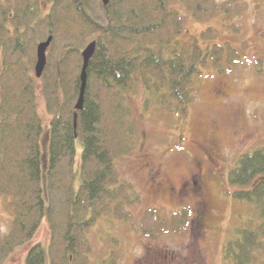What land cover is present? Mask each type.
Instances as JSON below:
<instances>
[{
	"label": "trees",
	"instance_id": "obj_1",
	"mask_svg": "<svg viewBox=\"0 0 264 264\" xmlns=\"http://www.w3.org/2000/svg\"><path fill=\"white\" fill-rule=\"evenodd\" d=\"M46 2L50 7L42 12V0H0V191L12 195L13 212L10 229L0 231V264L43 218L48 244L30 246L25 264H89L92 227L102 217L129 221L126 207L139 199L116 168V159L129 154L136 138L123 92L143 82L156 105L175 113L173 141L181 146L203 70L226 72L240 56L231 43L217 40L220 27H236L234 19L244 10L239 0ZM217 18L220 27L210 23ZM195 23L206 25L195 31ZM49 34L39 88L30 67L36 41ZM92 40L97 45L75 127L81 51ZM256 57L259 69L264 67V55ZM38 89L50 114L45 138ZM227 181L230 194L248 209L224 245L225 264H261L264 145L241 153ZM190 214L188 205L169 215L150 206L141 218L142 232L150 238L182 232ZM117 258L112 247L102 263L117 264Z\"/></svg>",
	"mask_w": 264,
	"mask_h": 264
},
{
	"label": "rangeland",
	"instance_id": "obj_2",
	"mask_svg": "<svg viewBox=\"0 0 264 264\" xmlns=\"http://www.w3.org/2000/svg\"><path fill=\"white\" fill-rule=\"evenodd\" d=\"M239 2L244 10L235 17V28L220 27L218 18L210 22L220 27L217 40L231 43L239 60L226 72L210 66L203 70L181 146L173 141L175 113L156 105L143 82L137 80L123 92L136 138L129 154L116 159V168L139 199L126 207L129 221L102 217L92 227L89 264H104L112 247L118 251L117 264H225L224 245L234 237L248 209L230 194L228 172L241 153L264 145V67L259 69L256 57L264 55V0ZM191 25L199 31L206 24ZM34 66L30 73L40 88L42 78L36 76ZM37 93L45 138L50 114L39 89ZM81 147L78 138V154ZM200 161L205 183L199 194L185 185L198 178ZM11 199L9 192L0 191L1 233L10 229ZM183 205L191 209L185 230L155 238L143 234L141 218L146 208L154 206L169 215ZM49 234L43 218L31 238L13 249L2 264H25L29 247L37 242L47 245Z\"/></svg>",
	"mask_w": 264,
	"mask_h": 264
},
{
	"label": "water",
	"instance_id": "obj_3",
	"mask_svg": "<svg viewBox=\"0 0 264 264\" xmlns=\"http://www.w3.org/2000/svg\"><path fill=\"white\" fill-rule=\"evenodd\" d=\"M104 5L108 4L109 0H101ZM52 34H49L45 40L38 42L36 47V63H35V74L37 77H40L47 64V49L50 46L52 41ZM96 41L93 40L89 42L81 51L82 55V67L80 71V88L76 103L74 105L76 112L74 113V126L77 124V111L83 107L84 103V94L87 84V66L89 59L93 55L96 49Z\"/></svg>",
	"mask_w": 264,
	"mask_h": 264
},
{
	"label": "flooded vegetation",
	"instance_id": "obj_4",
	"mask_svg": "<svg viewBox=\"0 0 264 264\" xmlns=\"http://www.w3.org/2000/svg\"><path fill=\"white\" fill-rule=\"evenodd\" d=\"M50 7V4L46 2V0H42V12L47 11V9ZM44 40V39H43ZM211 160V159H210ZM201 161L199 162V167H198V178L195 179V181L190 182L186 184V189H189L191 191H195V193H201V189L204 186V175H205V170H203L201 166Z\"/></svg>",
	"mask_w": 264,
	"mask_h": 264
}]
</instances>
